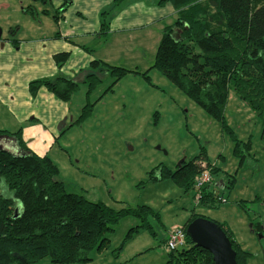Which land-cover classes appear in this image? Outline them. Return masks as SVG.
Listing matches in <instances>:
<instances>
[{
  "label": "rangeland",
  "instance_id": "1",
  "mask_svg": "<svg viewBox=\"0 0 264 264\" xmlns=\"http://www.w3.org/2000/svg\"><path fill=\"white\" fill-rule=\"evenodd\" d=\"M141 1L155 9L159 0ZM19 4L0 0L2 38L8 35L9 26L15 29L24 24L25 8L21 10ZM4 5H17L19 11H6ZM156 48L152 57L150 50L142 54L140 65L120 61L118 67L140 74H127L114 85L112 78H105L86 93L83 106L93 105L90 114L65 130L49 154L68 193L102 203L114 211L142 206L151 209L145 216L141 213V218L129 216L112 225V232L105 235L108 242L100 250H93L85 264H166L170 259L165 246L168 231L182 228L192 213L231 228L234 241L249 254L247 263L264 264L261 122L234 92L229 93L225 108L227 126L243 143L250 141V150L246 155L242 150L244 157L240 162L233 155L230 135L217 121L156 70L147 73L149 81L142 76L153 64ZM76 102L77 98L71 103ZM192 159L208 164L212 171L218 170L214 176L211 171V175L214 184L223 183L224 188L217 193L225 202L203 203L200 199L195 203L193 191L185 192L172 179L148 178L155 167L163 166L173 172L179 163ZM228 181H233V185ZM133 228L136 229L130 230ZM121 246L116 257L115 251ZM37 264L50 262L45 258Z\"/></svg>",
  "mask_w": 264,
  "mask_h": 264
},
{
  "label": "trees",
  "instance_id": "2",
  "mask_svg": "<svg viewBox=\"0 0 264 264\" xmlns=\"http://www.w3.org/2000/svg\"><path fill=\"white\" fill-rule=\"evenodd\" d=\"M123 2L113 0L110 8L101 13L100 37L108 34V14ZM165 4L175 11V19L163 27L153 64L142 76L149 81L147 73L156 70L217 121L230 135L233 155L241 162L244 152L246 155L250 150V141L243 143L233 134L225 120V108L229 93L234 92L260 120L264 134V0L158 2ZM67 58L66 53L54 56L57 69L62 68ZM90 68L94 72L83 82L87 94L102 82L97 71L112 78V85L127 74H140L101 61H93ZM78 86L76 81L58 76L31 81L28 92L34 97L40 88H45L56 100L69 103ZM92 106L87 103L71 126L87 118ZM4 137L15 138L18 152ZM194 160L181 162L173 172L163 166L155 167L148 178L150 181L172 179L188 192L201 171ZM217 171H212L213 176ZM233 181H228L229 185ZM217 190L216 186L204 187L202 202H217L221 198ZM237 206L242 208L240 204ZM150 212L147 206L114 211L102 203L68 193L59 179L58 167L47 155L38 156L30 151L20 130L15 133L0 130V264H37L45 258L50 264H85L93 250H100L108 242L105 235L112 232V225L122 218H141ZM191 215L182 227L185 234L186 226L201 217ZM219 226L236 253V264H248L249 254L234 241L228 229ZM128 237L129 234L125 240ZM121 248L115 251L116 257ZM166 264L213 263L211 255L194 246L186 235V246L170 252Z\"/></svg>",
  "mask_w": 264,
  "mask_h": 264
},
{
  "label": "crops",
  "instance_id": "3",
  "mask_svg": "<svg viewBox=\"0 0 264 264\" xmlns=\"http://www.w3.org/2000/svg\"><path fill=\"white\" fill-rule=\"evenodd\" d=\"M12 1H19L21 10L25 8L24 24L15 29L9 26L4 38L1 34L0 130L8 133L20 130L28 149L38 156L49 157L55 141L72 127L84 107L87 86L83 82L94 72L90 64L101 61L118 67L119 63L129 60L135 66L140 65L142 54L150 50L152 57L163 27L175 18L169 4L158 5L157 1L154 9L141 0L126 1L108 14L109 31L103 38L99 36L100 15L110 8L113 0ZM4 7L6 11H19L17 5ZM61 53L68 54V58L62 68L57 69L53 58ZM98 72L95 73L101 81L110 79L107 74ZM58 76L79 84L70 103L56 100L45 88L30 96L28 84L31 81ZM75 98L77 102L73 105ZM221 183H215L219 190L223 189ZM225 228L234 239V231L228 226Z\"/></svg>",
  "mask_w": 264,
  "mask_h": 264
},
{
  "label": "water",
  "instance_id": "4",
  "mask_svg": "<svg viewBox=\"0 0 264 264\" xmlns=\"http://www.w3.org/2000/svg\"><path fill=\"white\" fill-rule=\"evenodd\" d=\"M5 139L13 143L12 147L18 152L15 138ZM186 235L194 246L206 250L211 255L213 264H236V253L231 242L217 223L198 217L186 226Z\"/></svg>",
  "mask_w": 264,
  "mask_h": 264
},
{
  "label": "built area",
  "instance_id": "5",
  "mask_svg": "<svg viewBox=\"0 0 264 264\" xmlns=\"http://www.w3.org/2000/svg\"><path fill=\"white\" fill-rule=\"evenodd\" d=\"M199 166L201 168V171L196 176L192 189L194 193L193 199L195 200V203H198L200 199H202V190L204 187H213L214 185V180L211 175V168L208 166V164L200 162ZM217 200L225 202L221 198H217ZM165 246L169 252L175 251L179 248L186 246V234L184 230L181 227L170 229L167 234Z\"/></svg>",
  "mask_w": 264,
  "mask_h": 264
}]
</instances>
